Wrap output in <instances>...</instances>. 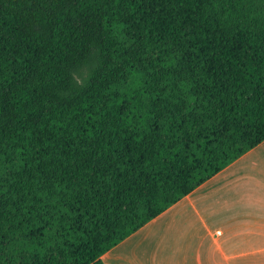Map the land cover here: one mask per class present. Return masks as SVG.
<instances>
[{
    "label": "trees",
    "instance_id": "obj_1",
    "mask_svg": "<svg viewBox=\"0 0 264 264\" xmlns=\"http://www.w3.org/2000/svg\"><path fill=\"white\" fill-rule=\"evenodd\" d=\"M262 142L264 0H0V264H104Z\"/></svg>",
    "mask_w": 264,
    "mask_h": 264
},
{
    "label": "crops",
    "instance_id": "obj_2",
    "mask_svg": "<svg viewBox=\"0 0 264 264\" xmlns=\"http://www.w3.org/2000/svg\"><path fill=\"white\" fill-rule=\"evenodd\" d=\"M101 260L104 264H264V142Z\"/></svg>",
    "mask_w": 264,
    "mask_h": 264
}]
</instances>
